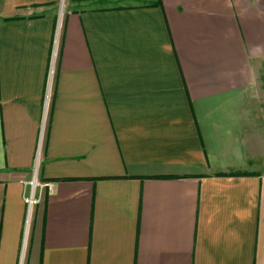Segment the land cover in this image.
<instances>
[{
	"label": "crops",
	"instance_id": "1",
	"mask_svg": "<svg viewBox=\"0 0 264 264\" xmlns=\"http://www.w3.org/2000/svg\"><path fill=\"white\" fill-rule=\"evenodd\" d=\"M0 264H264V0H0Z\"/></svg>",
	"mask_w": 264,
	"mask_h": 264
},
{
	"label": "built area",
	"instance_id": "2",
	"mask_svg": "<svg viewBox=\"0 0 264 264\" xmlns=\"http://www.w3.org/2000/svg\"><path fill=\"white\" fill-rule=\"evenodd\" d=\"M37 177V175H36ZM40 184L36 182V180L32 183V190L29 194L25 195V202L29 206V215L32 214L34 207L40 203V199L36 198V188Z\"/></svg>",
	"mask_w": 264,
	"mask_h": 264
},
{
	"label": "rangeland",
	"instance_id": "3",
	"mask_svg": "<svg viewBox=\"0 0 264 264\" xmlns=\"http://www.w3.org/2000/svg\"><path fill=\"white\" fill-rule=\"evenodd\" d=\"M37 182V181H36ZM37 189V188H36Z\"/></svg>",
	"mask_w": 264,
	"mask_h": 264
}]
</instances>
